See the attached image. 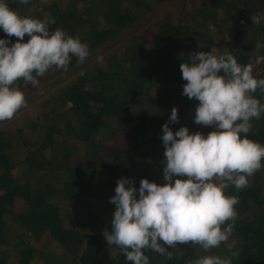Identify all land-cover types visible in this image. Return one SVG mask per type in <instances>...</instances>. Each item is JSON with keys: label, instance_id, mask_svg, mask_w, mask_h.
I'll return each instance as SVG.
<instances>
[{"label": "trees", "instance_id": "1", "mask_svg": "<svg viewBox=\"0 0 264 264\" xmlns=\"http://www.w3.org/2000/svg\"><path fill=\"white\" fill-rule=\"evenodd\" d=\"M175 1L30 0L24 5L7 0L22 16L53 20L50 31L79 37L90 53ZM177 5L102 56V62L80 71L60 94L45 97L0 128V264H32L36 257L44 264H132L102 234L111 230L115 205L109 199L117 179L131 178L137 189L142 178L163 185L161 126L172 107L179 118L169 124L173 132L182 126L204 135L214 130L194 123L198 101L181 95L186 81L180 54L229 51L241 65L264 55V0H179ZM253 15L261 18L259 26ZM0 39L11 46L18 38L0 29ZM28 39L26 34L22 42ZM77 63L71 57L68 69ZM62 71L49 70L38 86L17 83L26 98ZM253 76L264 78V62L253 67ZM253 96L264 103L259 89ZM251 123L248 138L264 146V114ZM261 163L246 188L224 190L239 198L227 242L207 252L199 245H177L168 248L170 259L149 250V264H192L205 255H228L229 247L239 252L232 264H264ZM64 203L81 214L100 210V220L87 229L82 221H67Z\"/></svg>", "mask_w": 264, "mask_h": 264}, {"label": "clouds", "instance_id": "2", "mask_svg": "<svg viewBox=\"0 0 264 264\" xmlns=\"http://www.w3.org/2000/svg\"><path fill=\"white\" fill-rule=\"evenodd\" d=\"M29 2L19 0L24 5ZM251 20L261 24L257 15ZM51 23L22 16L7 0H0V29L7 37L18 38L11 46L0 39V121L11 120L27 107L18 81L38 86V78L54 67L67 71L71 57L81 64L89 57L88 44L61 29L50 31ZM26 34L30 39L22 42ZM260 48L257 44L255 51L259 53ZM180 56L186 81L181 95L198 101L194 123L214 130L204 135L182 126L173 132L169 124L178 123L179 118L178 109L172 107L161 126L163 185L142 178L137 189L131 178L117 179L115 195L109 199L115 205L111 230L105 228L102 234L107 245L117 246L132 264H149L145 254L149 250L170 259L168 248L177 245H199L207 252L227 242L239 198L225 195L224 190L246 188L264 160V146L248 138L251 121L264 114V103L253 96L257 89L264 93V78L253 76V67L264 62V55H256L247 65L239 64L229 51ZM102 60L97 57L98 62ZM238 255L229 247L228 255H205L192 264H232Z\"/></svg>", "mask_w": 264, "mask_h": 264}, {"label": "rangeland", "instance_id": "3", "mask_svg": "<svg viewBox=\"0 0 264 264\" xmlns=\"http://www.w3.org/2000/svg\"><path fill=\"white\" fill-rule=\"evenodd\" d=\"M178 1L157 8L151 14L150 19L142 20L135 26L129 28L128 30L124 31L123 33L115 37L114 39L102 43L97 50L90 53L89 57L86 58L84 63L82 64L77 63L74 67L69 68L67 71H62L61 73L52 77L50 80L47 81L46 84L41 86V88L38 91L32 93L31 95L25 98L27 102V107L20 109L11 120L0 121V128L17 117L25 116L31 107L42 101L45 97L51 96L56 93L60 94V90L62 89V87L68 81L73 79L80 71H82L83 69L89 67L94 62H96L97 57L104 56L106 53L111 52L113 50L116 49L118 50L121 44H124L127 40H129V38L132 35L138 33L149 23H152L156 18L160 17L164 11L174 12L178 7L177 5ZM58 105L60 106V103ZM28 122H29V118L26 117V119L23 120V124H27ZM63 206L65 207L66 210L65 213V215L67 216L66 220L75 223L82 221L81 224L83 227H85V229L92 227L100 220L101 217L100 210L89 208L88 211H85L83 214H81L78 213V207L73 208L71 205H67L65 203L63 204ZM51 247L52 244L47 246V249ZM104 255H107L106 252L104 253ZM32 264H44V261L40 257H36L32 260Z\"/></svg>", "mask_w": 264, "mask_h": 264}]
</instances>
